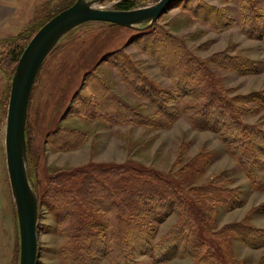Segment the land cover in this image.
Wrapping results in <instances>:
<instances>
[{
  "label": "rangeland",
  "instance_id": "374dc122",
  "mask_svg": "<svg viewBox=\"0 0 264 264\" xmlns=\"http://www.w3.org/2000/svg\"><path fill=\"white\" fill-rule=\"evenodd\" d=\"M67 1L0 0V4L14 8V15L0 31V39L18 34L27 25L44 18ZM120 1L104 0L97 6L116 8ZM157 1L151 0L143 5ZM204 1L220 10L224 17L222 23L212 24L174 3L155 21L156 25L182 38L192 54L208 64L213 80L229 98L254 92L264 94V0ZM155 22L149 27L154 26ZM146 25L143 23L139 26ZM143 29L100 21L87 22L66 34L48 55L34 85L27 120L28 167L35 187L45 196L50 189L56 188V176L72 174L77 169L97 164L109 166L125 163L156 170L177 181L188 196L196 215L195 224L190 219L189 225L197 228L205 243L203 254L209 249L216 251L222 264H264V247H249L226 228L227 224L244 219L249 224L264 228V170L257 166L255 180H251L236 157L227 150L219 132L193 127L190 121L192 112L186 109V105L197 100L194 95L182 94L173 102L181 110V115L164 128L122 124L104 118L88 119L71 111L79 102V93L91 95L86 74L92 70H96L112 91L127 102L146 113L156 110L154 104L128 86L114 65L106 60V55L118 49L130 54L138 67L160 86L174 90V79L163 71L156 59L133 41ZM168 50L169 54L174 53L172 48ZM227 58L251 62V68L256 70H248L244 65L235 70L225 64L219 66L211 60ZM7 82V76L0 69V264H19V222L6 153L9 101L6 106L2 99L7 93ZM256 101L259 106L250 110L251 113L243 102H233L242 120L264 128V102ZM62 128H78L87 131L89 136L76 148H58L50 133ZM223 170L231 171L225 186L237 190L243 201L242 205L231 210L207 200L201 192L194 190L213 181ZM92 217L103 223L107 218L102 213H94ZM180 220L179 209H175L163 221H154L151 242L158 244ZM38 222V264H66L60 251L68 240L62 231V223L43 204L39 207ZM104 236L105 243L109 245L111 227L105 229ZM99 256L98 264H112L105 254ZM133 257L141 264L195 262L191 255L182 253V248L169 260H156L154 255L138 250H135Z\"/></svg>",
  "mask_w": 264,
  "mask_h": 264
},
{
  "label": "trees",
  "instance_id": "16d2710c",
  "mask_svg": "<svg viewBox=\"0 0 264 264\" xmlns=\"http://www.w3.org/2000/svg\"><path fill=\"white\" fill-rule=\"evenodd\" d=\"M75 1L69 0L57 6L18 34L0 39V69L8 78L7 93L2 98L6 106L12 77L26 46L44 23ZM149 1L121 0L116 9H133ZM175 4H180L212 24L224 20L220 10L204 0H176ZM133 41L156 59L163 71L174 79V90L160 86L138 67L130 54L118 49L106 55V60L114 65L122 80L138 95L153 103L156 110L146 113L127 102L112 91L96 70H92L86 74L91 95L79 93V102L71 111L88 119L104 118L122 124L164 128L181 115V110L173 102L182 94H192L197 100L186 105V109L192 112L190 121L193 127L219 132L227 150L236 157L245 175L254 181L256 167L260 166L264 170V128L242 120L233 101L243 102L251 113L250 110L259 106L256 100L264 102V94L254 92L239 95L235 99L229 98L213 80L208 64L195 57L182 38L164 31L156 22L154 26L141 30ZM169 48L173 49L172 55L169 54ZM211 60L219 66L225 64L235 70L241 69L243 65L248 70H256L251 68V62L245 63L240 59ZM50 136L58 148L71 149L81 145L89 134L78 128H62L52 131ZM26 138L29 155L28 121ZM30 170L28 167L32 181ZM230 173V170H223L213 181L194 190L228 210L238 207L243 204L238 191L225 186ZM55 183L56 188L50 189L45 196L34 183L32 185L38 195L39 207L40 204L48 207L62 223V231L68 240L60 251L64 254L66 264H98L99 254L108 256L112 264H141L133 257L135 250L152 254L156 260H169L181 248L184 255L195 258L194 264H222L216 251L209 249L203 254L205 243L197 228L189 225L190 219L194 224L196 221L189 198L180 184L164 173L125 163L109 166L97 164L77 169L72 174L58 175ZM175 209H179L180 222L158 244H153L150 236L155 229L154 221H163ZM94 213H102L107 217L106 222L95 220L92 217ZM107 227L112 228L109 245L105 243L104 236ZM226 228L249 247H264V228L249 224L246 219L229 223Z\"/></svg>",
  "mask_w": 264,
  "mask_h": 264
},
{
  "label": "water",
  "instance_id": "95a60500",
  "mask_svg": "<svg viewBox=\"0 0 264 264\" xmlns=\"http://www.w3.org/2000/svg\"><path fill=\"white\" fill-rule=\"evenodd\" d=\"M102 1L76 0L44 23L26 46L12 77L6 153L19 222V264H38L39 258V199L28 174L26 125L33 87L46 58L66 34L81 24L100 21L145 29L158 20L176 0H158L154 4L128 10L100 8L97 4ZM146 22V26H139Z\"/></svg>",
  "mask_w": 264,
  "mask_h": 264
},
{
  "label": "crops",
  "instance_id": "0c3cea01",
  "mask_svg": "<svg viewBox=\"0 0 264 264\" xmlns=\"http://www.w3.org/2000/svg\"><path fill=\"white\" fill-rule=\"evenodd\" d=\"M13 15V7L0 4V31L3 30Z\"/></svg>",
  "mask_w": 264,
  "mask_h": 264
}]
</instances>
